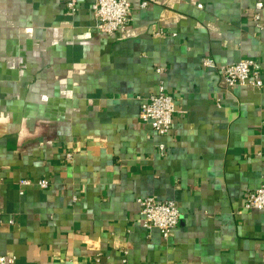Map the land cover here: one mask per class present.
Returning a JSON list of instances; mask_svg holds the SVG:
<instances>
[{
    "label": "crops",
    "instance_id": "obj_1",
    "mask_svg": "<svg viewBox=\"0 0 264 264\" xmlns=\"http://www.w3.org/2000/svg\"><path fill=\"white\" fill-rule=\"evenodd\" d=\"M92 1L72 14L66 0H0V256L264 264V210L244 206L264 184V85L230 87L202 63L251 57L264 78V5L130 0L126 29L105 34ZM161 81L176 101L166 136L139 118ZM143 196L177 203L168 238L143 226Z\"/></svg>",
    "mask_w": 264,
    "mask_h": 264
},
{
    "label": "built area",
    "instance_id": "obj_2",
    "mask_svg": "<svg viewBox=\"0 0 264 264\" xmlns=\"http://www.w3.org/2000/svg\"><path fill=\"white\" fill-rule=\"evenodd\" d=\"M78 2L79 0H66V7L70 13H77ZM147 4V1L142 2V6ZM263 5L262 0L256 4L258 9L262 8ZM91 9L95 19L94 27L105 34L124 31L132 20V3L130 0H93ZM254 17L258 20L260 13L257 12ZM157 34H162V32H157ZM202 63L208 68L218 67L226 84L230 87L245 85L262 88L264 85L262 65L258 60L251 57L218 66L213 57L205 56ZM140 98V120L150 124L157 134L168 135L173 126L176 101L174 96L167 92L165 82L161 81L156 92ZM159 147L164 150V143H160ZM72 157V151L66 153V158ZM35 182L41 188H47L50 185L49 180L45 178ZM33 183L29 178L20 181L22 186ZM138 203L141 207L140 214L143 226L149 230L159 229L164 238H168L172 230L180 223L181 211L174 200H160L154 196H143L138 198ZM244 206L248 209L264 210V184L247 192ZM14 262L15 256H0V264H13ZM124 264H127L126 257Z\"/></svg>",
    "mask_w": 264,
    "mask_h": 264
}]
</instances>
